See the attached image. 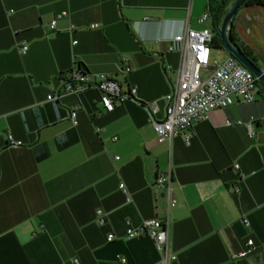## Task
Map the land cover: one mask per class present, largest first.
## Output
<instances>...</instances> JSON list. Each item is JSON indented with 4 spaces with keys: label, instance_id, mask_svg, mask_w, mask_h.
Here are the masks:
<instances>
[{
    "label": "crops",
    "instance_id": "1",
    "mask_svg": "<svg viewBox=\"0 0 264 264\" xmlns=\"http://www.w3.org/2000/svg\"><path fill=\"white\" fill-rule=\"evenodd\" d=\"M207 4L0 0V264H155L154 241L126 232L167 214L177 256L169 264H264V86L251 103L236 98L211 110L190 143L181 134L159 141L145 106L155 103L156 119L165 117L180 61L168 48L187 27L213 29ZM231 30L264 69V2L239 9ZM220 50L211 48L212 62L230 55ZM74 68L111 75L123 89L135 87L133 97L112 111L90 87L47 100L59 74ZM168 169L170 206L155 181Z\"/></svg>",
    "mask_w": 264,
    "mask_h": 264
},
{
    "label": "built area",
    "instance_id": "2",
    "mask_svg": "<svg viewBox=\"0 0 264 264\" xmlns=\"http://www.w3.org/2000/svg\"><path fill=\"white\" fill-rule=\"evenodd\" d=\"M66 12H61L55 15L50 22V29L57 27V20ZM209 18V12L203 13L199 22H205ZM93 28L96 25H91ZM71 26L69 29H72ZM212 30L204 28L195 30L187 27L185 32L176 34L172 38L169 51L178 50L180 53V61L178 68L177 79L173 84V89L166 95L168 104L165 109V117L156 119L155 114L158 106L155 103H147L145 106L149 111L150 122L157 133L159 141L169 142L174 135L181 134L186 143H190V138L193 133L194 124L201 120L207 119L208 114L215 108H223L229 106L237 98L244 102H253L259 84L257 77L242 65L235 56L229 55L223 62L214 60L211 56V39ZM76 42V41H75ZM22 52L28 48L25 42L19 45ZM210 70L206 74L205 70ZM121 70L129 72L130 66L128 61H122ZM61 85L59 89L52 88L47 96V100H59L65 95L75 94L78 96L84 89L90 87L95 88L100 92V102L106 111H112L117 105L133 97L135 87L123 89L119 80L105 73H94L89 70L71 69L65 72L60 77ZM264 97V91L261 93ZM79 105H74L69 114V118L73 124H77L76 115L79 110ZM240 124V121H236ZM226 124H231L226 120ZM249 137L256 135L249 125ZM100 130V129H97ZM114 140L117 136L112 137ZM10 144L19 146L20 142L16 141L9 135ZM119 159V156H115ZM238 168V165H236ZM171 171L168 169L165 172L156 175V183L165 186L167 189V198L169 205H174L176 200L171 196ZM123 187V184H121ZM100 222L101 212L98 211ZM169 214L164 218L147 219L141 222L137 227L127 228L126 235L128 238L137 236H148L155 244V248L160 254V261L155 264H169L176 260V254L169 249V234L170 222ZM247 224V220H244ZM113 234L107 236V240L111 241ZM253 241L247 242V249L242 251L244 256L252 251ZM120 262L124 263L126 258L118 256ZM75 263H78L75 260Z\"/></svg>",
    "mask_w": 264,
    "mask_h": 264
},
{
    "label": "water",
    "instance_id": "3",
    "mask_svg": "<svg viewBox=\"0 0 264 264\" xmlns=\"http://www.w3.org/2000/svg\"><path fill=\"white\" fill-rule=\"evenodd\" d=\"M246 2V0H233L231 5L228 6L224 13V17L221 20L219 27V36L225 46V49L230 55L235 56L242 65L246 66L257 77L260 85L264 86V69L258 66V63L252 61L247 55H245L241 48L234 42L230 36L232 20L239 8ZM262 259L264 263V245L262 247Z\"/></svg>",
    "mask_w": 264,
    "mask_h": 264
},
{
    "label": "trees",
    "instance_id": "4",
    "mask_svg": "<svg viewBox=\"0 0 264 264\" xmlns=\"http://www.w3.org/2000/svg\"><path fill=\"white\" fill-rule=\"evenodd\" d=\"M233 2V0H208V4L207 7L209 9L210 15L212 17L211 19V23L213 26L212 29V39L210 42L211 48L214 47H219V46H224L220 36H219V27L221 24V20L224 17V13L226 11V9L228 8L229 5H231V3ZM264 2V0H246V2L239 8L241 9L243 6H247V5H257V4H262ZM232 40L234 42H236V44L241 48V51L247 55L252 61L257 63V59L254 55V53L252 52L251 48L246 45L245 43L241 42L237 36L235 35L234 32H232L231 30V34H230ZM64 73H60L59 74V78L61 77V75H63ZM259 86V84H257Z\"/></svg>",
    "mask_w": 264,
    "mask_h": 264
},
{
    "label": "rangeland",
    "instance_id": "5",
    "mask_svg": "<svg viewBox=\"0 0 264 264\" xmlns=\"http://www.w3.org/2000/svg\"><path fill=\"white\" fill-rule=\"evenodd\" d=\"M218 52H224L225 54H227V51H224V50H220V51H218ZM260 85V84H259ZM260 86H262V85H260Z\"/></svg>",
    "mask_w": 264,
    "mask_h": 264
}]
</instances>
